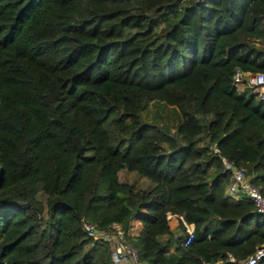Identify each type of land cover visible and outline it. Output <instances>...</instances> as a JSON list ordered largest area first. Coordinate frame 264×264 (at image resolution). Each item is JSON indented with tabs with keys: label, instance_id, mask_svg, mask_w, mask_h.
Returning a JSON list of instances; mask_svg holds the SVG:
<instances>
[{
	"label": "trees",
	"instance_id": "obj_1",
	"mask_svg": "<svg viewBox=\"0 0 264 264\" xmlns=\"http://www.w3.org/2000/svg\"><path fill=\"white\" fill-rule=\"evenodd\" d=\"M237 68L264 73V0H0V264H118L83 218L146 264L253 253L221 157L264 193V100Z\"/></svg>",
	"mask_w": 264,
	"mask_h": 264
},
{
	"label": "built area",
	"instance_id": "obj_2",
	"mask_svg": "<svg viewBox=\"0 0 264 264\" xmlns=\"http://www.w3.org/2000/svg\"><path fill=\"white\" fill-rule=\"evenodd\" d=\"M234 82L240 86L242 82H246L256 95L264 100V73L262 72H248L239 68L235 69L233 74ZM223 167L229 174V182L227 192L234 197L245 195L249 197L256 209L264 213V193L260 190L259 186L254 184L245 175V170L236 166L232 161L225 157H221ZM169 219L173 215L168 213ZM187 232L184 244H189L194 235V224L187 222L182 216H178ZM83 227L87 233L95 238L111 239L114 241L113 258L118 264H146L138 259L136 248L123 240V231H113L110 229L108 232L100 230L94 223L87 219H82ZM118 228L117 225H115ZM264 257V243L258 246L253 253L246 258L239 261V264H258Z\"/></svg>",
	"mask_w": 264,
	"mask_h": 264
},
{
	"label": "rangeland",
	"instance_id": "obj_3",
	"mask_svg": "<svg viewBox=\"0 0 264 264\" xmlns=\"http://www.w3.org/2000/svg\"><path fill=\"white\" fill-rule=\"evenodd\" d=\"M162 108H164V107H162ZM165 112H168V109L167 108H164V109L159 110L156 105L150 103L148 105V109H147V112H146V118L147 119H151V118H155V117H160V115L162 113L164 114ZM167 119H168V121H171V118L170 117H168ZM175 224H174V222H172V226H174ZM135 225H136V222H135ZM133 228H134V225H133ZM135 228H136V226H135Z\"/></svg>",
	"mask_w": 264,
	"mask_h": 264
},
{
	"label": "crops",
	"instance_id": "obj_4",
	"mask_svg": "<svg viewBox=\"0 0 264 264\" xmlns=\"http://www.w3.org/2000/svg\"><path fill=\"white\" fill-rule=\"evenodd\" d=\"M172 222H174V224L176 223V221H175L174 218L170 219V223H171V224H172Z\"/></svg>",
	"mask_w": 264,
	"mask_h": 264
},
{
	"label": "water",
	"instance_id": "obj_5",
	"mask_svg": "<svg viewBox=\"0 0 264 264\" xmlns=\"http://www.w3.org/2000/svg\"><path fill=\"white\" fill-rule=\"evenodd\" d=\"M215 147H217V144H215Z\"/></svg>",
	"mask_w": 264,
	"mask_h": 264
}]
</instances>
